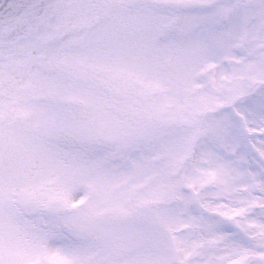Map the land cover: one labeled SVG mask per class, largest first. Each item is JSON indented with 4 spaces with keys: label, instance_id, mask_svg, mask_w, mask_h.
Returning a JSON list of instances; mask_svg holds the SVG:
<instances>
[{
    "label": "snow or ice",
    "instance_id": "obj_1",
    "mask_svg": "<svg viewBox=\"0 0 264 264\" xmlns=\"http://www.w3.org/2000/svg\"><path fill=\"white\" fill-rule=\"evenodd\" d=\"M0 264H264V0H0Z\"/></svg>",
    "mask_w": 264,
    "mask_h": 264
}]
</instances>
